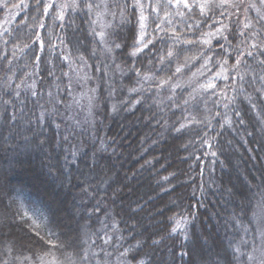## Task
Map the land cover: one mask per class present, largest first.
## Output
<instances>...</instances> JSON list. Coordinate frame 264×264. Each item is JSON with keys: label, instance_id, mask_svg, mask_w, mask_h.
<instances>
[{"label": "trees", "instance_id": "16d2710c", "mask_svg": "<svg viewBox=\"0 0 264 264\" xmlns=\"http://www.w3.org/2000/svg\"><path fill=\"white\" fill-rule=\"evenodd\" d=\"M95 1L22 0L0 41V264H261L264 20L141 0L138 44Z\"/></svg>", "mask_w": 264, "mask_h": 264}, {"label": "rangeland", "instance_id": "374dc122", "mask_svg": "<svg viewBox=\"0 0 264 264\" xmlns=\"http://www.w3.org/2000/svg\"><path fill=\"white\" fill-rule=\"evenodd\" d=\"M22 0H0V9H3V13L1 16V21H0V41H5L6 40V34L9 32L11 25L16 21V19L22 14L24 13V10L26 9L25 7H22L20 5V2ZM161 0H158V2H160ZM199 1V0H197ZM219 5H224V3H222V0H217ZM108 0H102V2L96 0L95 1V8H96V13H97V20L100 22V24L103 27L108 26L107 23L109 21H111V19L113 16H115L117 14L118 9H110L108 7ZM164 4H167V6L163 7V8H169V10L173 7H178L175 4V0H173L172 4H168L166 2V0H163ZM166 2V3H165ZM231 6L239 4L242 5L244 4L245 6L249 7L253 14L258 17L259 19L262 18L264 20V2H262V0H229V2L227 3ZM170 5V6H169ZM158 6L161 7V5L158 4ZM158 6H153L151 8L152 12L158 16L161 17H165L163 13H161L159 11ZM157 8L158 11L154 12L153 8ZM147 8V7H146ZM143 9V15L147 17V20L145 21V24H147L148 19L151 16V13L149 12V10L147 9ZM162 8V7H161ZM164 10V9H163ZM157 13V14H156ZM141 15V9H139V16ZM253 19L254 16H249ZM146 29V28H145ZM144 29V30H145ZM85 72V71H84ZM83 73V72H81ZM80 74V73H79ZM78 74V75H79ZM86 74V73H85ZM80 79L81 78V75ZM76 83L78 84V86L80 87V89L82 88V84L85 86L86 88V81L84 83H81V80H77ZM90 91V90H89ZM82 98V97H81ZM89 101H91V92L89 94ZM198 262V261H197ZM199 264V262H198Z\"/></svg>", "mask_w": 264, "mask_h": 264}, {"label": "snow or ice", "instance_id": "6c2138e0", "mask_svg": "<svg viewBox=\"0 0 264 264\" xmlns=\"http://www.w3.org/2000/svg\"><path fill=\"white\" fill-rule=\"evenodd\" d=\"M166 2H167L168 4H172L173 0H166ZM193 2L196 3V6H197V7H199V9H200V11H201V14H204L205 11H206V9L208 8V6H209L210 4H212V3H214V0H203L202 3L197 2V0H193ZM228 2H229V0H222V3H224V4H227ZM262 2H264V0H262ZM175 4H176L177 6H179V5L182 4L184 8L189 9V10H190V8H191V5L189 4V0H175ZM135 5L138 6V7H140V9H141V15L139 16V25H140L141 33H140V35H139V37H138V39H137V43H138V44H142L143 41H144L145 36L147 35V33L144 31V29L146 28L145 21L147 20V17L143 15V7H144V5L141 3V0H135ZM69 6H70V5H67V4H66V5H64L63 7H69ZM71 6H73V7L78 6V4H77V0H73V5H71ZM51 7H52V5H51V4H48V5L45 7V12H47L48 8H51ZM86 7L91 8L92 5L89 4V5H86ZM153 11H154V12H157L158 9L154 7V8H153ZM166 15H167V14H166ZM180 15H183V13H180ZM57 18H58V19H61V20L63 19V11H61L60 15H59ZM40 27H43V25H40ZM156 27H157V29H160V25H159V24H157ZM245 27H247V25H245ZM160 30H163V29H160ZM101 35H102V34H101ZM152 43H153V42H152L151 40H149V41H148V44H143V47H137V48L135 49V51L132 53V55H136L137 53L142 52L144 48H147L148 45H149V44H152ZM183 43H186V44H195L196 41L185 40V41H183ZM201 43L208 44V43H210V41L207 40V39H204V40L201 41ZM43 46H44V45H43V41H40V47H41V50L43 49ZM116 47H120V45H116ZM252 47H256V45H253ZM262 54H264V53H262ZM247 55L251 56V55H252V52H248ZM167 56H168V57H172V56H173V52H172V51H169V52L167 53ZM38 58H39V57H38ZM160 59H161V62H163L164 57H161ZM237 63H239V61H237ZM175 71H176V72H180V71H181V67H177V68L175 69ZM226 78H227V77H225V79H226ZM164 82H165V81H162V83H164ZM207 87L212 88V87H215V85H213V84H209V85H207ZM178 227H180L179 224H177V227H176V228H173V229H172V232H175V231L177 230ZM261 236H262V238H264V228L261 229ZM241 243L246 244L247 242H246V241H241ZM262 243H264V239H262ZM236 251L239 252L240 249L237 248ZM134 259H135V258H134ZM248 259L251 260V259H253V257H252L251 255H249V256H248ZM138 264H143V262H142V261H139ZM261 264H264V261H262Z\"/></svg>", "mask_w": 264, "mask_h": 264}]
</instances>
